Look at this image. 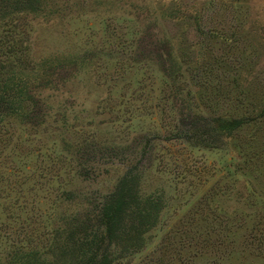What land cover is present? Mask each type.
Here are the masks:
<instances>
[{
  "label": "rangeland",
  "instance_id": "rangeland-1",
  "mask_svg": "<svg viewBox=\"0 0 264 264\" xmlns=\"http://www.w3.org/2000/svg\"><path fill=\"white\" fill-rule=\"evenodd\" d=\"M123 176L110 264H264V0H0V264L80 262Z\"/></svg>",
  "mask_w": 264,
  "mask_h": 264
},
{
  "label": "trees",
  "instance_id": "trees-1",
  "mask_svg": "<svg viewBox=\"0 0 264 264\" xmlns=\"http://www.w3.org/2000/svg\"><path fill=\"white\" fill-rule=\"evenodd\" d=\"M158 69L166 73L162 68L161 64H158ZM209 128L214 132H224L239 128L243 123L242 118H223L216 116L212 120ZM125 176L119 181L116 191L110 193L103 200L97 204L91 206L89 212L78 215L80 225L74 227V229L83 227L84 230L90 229L87 233L88 240L85 243L77 244L80 264H110L113 253L110 250V246H118L122 242L123 236L121 228L124 226L126 221L131 218H135L138 223L146 225L147 227L153 226L158 218V208L155 210H147L145 207H141L139 211H133L131 204L126 200L124 194L119 192V188L126 183ZM138 214L137 216L135 215ZM134 214V215H133ZM136 221V222H137ZM79 222L75 220L73 223ZM139 232H144L141 230ZM141 237L139 236L138 239ZM137 239V240H138ZM139 241V240H138ZM142 238L139 243H141ZM134 244L133 248L140 247L142 244ZM44 262V261H43ZM76 263V264H77ZM30 264V263H29Z\"/></svg>",
  "mask_w": 264,
  "mask_h": 264
}]
</instances>
